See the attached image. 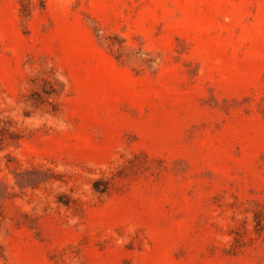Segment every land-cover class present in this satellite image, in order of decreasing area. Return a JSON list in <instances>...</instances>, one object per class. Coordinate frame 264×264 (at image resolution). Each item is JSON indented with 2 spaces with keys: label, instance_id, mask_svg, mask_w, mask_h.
I'll return each instance as SVG.
<instances>
[{
  "label": "rangeland",
  "instance_id": "rangeland-1",
  "mask_svg": "<svg viewBox=\"0 0 264 264\" xmlns=\"http://www.w3.org/2000/svg\"><path fill=\"white\" fill-rule=\"evenodd\" d=\"M0 264H264V0H0Z\"/></svg>",
  "mask_w": 264,
  "mask_h": 264
}]
</instances>
